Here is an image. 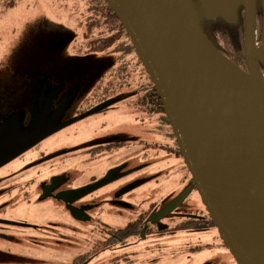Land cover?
Segmentation results:
<instances>
[{"label":"rangeland","instance_id":"1","mask_svg":"<svg viewBox=\"0 0 264 264\" xmlns=\"http://www.w3.org/2000/svg\"><path fill=\"white\" fill-rule=\"evenodd\" d=\"M88 1L17 0L11 8L0 7V151L24 149L8 168H0V205L8 204L0 214L6 209L19 210L36 221L64 218L54 199L34 200L40 180L59 176L55 174L65 169L77 186L91 173L100 174L120 161L130 163L136 155L143 162L145 150L147 160L152 161L144 170L152 173L151 186L164 193L180 185V159L169 156L163 147L147 148L140 140L147 136L142 130L143 109L135 103L129 85L120 81L127 77L126 58L117 52L88 49L83 35ZM103 93L108 96L107 112L89 110L91 98ZM103 135L122 136L124 141L108 156L89 158V144ZM19 188L33 191L26 196ZM193 200L201 205L195 193L185 203ZM118 220L105 213L102 217L108 224ZM90 232L62 230V238L84 237ZM215 232L202 235V241L213 243V251L191 249L199 235L187 231L143 242H149L150 253L160 256L163 264H200L229 253L214 244Z\"/></svg>","mask_w":264,"mask_h":264},{"label":"water","instance_id":"2","mask_svg":"<svg viewBox=\"0 0 264 264\" xmlns=\"http://www.w3.org/2000/svg\"><path fill=\"white\" fill-rule=\"evenodd\" d=\"M104 1L154 83L202 203L232 259L264 264V50L255 49V0H182L189 13L176 0ZM240 7L248 71L222 53L202 27L204 18L235 23ZM23 150L0 151V167ZM116 170L73 190L79 192L76 197L107 184ZM57 178L43 187L42 198L64 194L52 193ZM172 208L171 203L158 211L157 219Z\"/></svg>","mask_w":264,"mask_h":264},{"label":"flooded vegetation","instance_id":"3","mask_svg":"<svg viewBox=\"0 0 264 264\" xmlns=\"http://www.w3.org/2000/svg\"><path fill=\"white\" fill-rule=\"evenodd\" d=\"M13 2L14 0H0V7L11 8L17 0L14 4ZM94 2L95 0L87 2L88 11L84 15L83 35L86 37L85 42L90 51L106 53L92 47L93 41L100 42L99 45H102V39L94 37L92 32H90V37L85 34L86 23L90 21L88 18L95 10ZM255 3L256 45L264 50V0H255ZM243 13V8L240 7L238 19L233 23L237 33L241 28L243 29L242 46L244 45ZM242 51L241 55H232V60L247 70L244 49ZM110 52H117L119 56L126 58L123 65L127 77L120 81L129 85L131 94L136 95L135 103L143 109L144 114L141 113V119L145 124L142 130L147 136L140 140L146 143L144 146L147 148L149 145L160 146L168 150L169 156L180 159L182 168L179 178L180 185L164 193H161L159 188L151 186L152 173L144 171L152 162L147 160L148 150H145L142 156L143 162H139V157L136 155L130 162L131 164L125 161L115 163L111 167V169H117L111 174L112 180L101 187L90 190L81 197H76L79 192L73 190L102 180L111 169L100 174L91 173L87 181L77 186L72 184L70 172L64 169L55 174L59 176L56 180L57 186L52 190L54 194L62 192L64 194L60 197H44L52 198L59 204L61 210L57 209V211L63 214L64 218L56 217L36 221L22 216L19 210L6 212V209L0 214V264H163L165 261L156 253H150L152 247L149 242H143V239L162 235H169L167 237L169 239L178 231L193 232L199 235L198 242L192 244L191 249L213 251V243L202 241V235L214 230L216 231L212 235L215 240L214 244H218L217 247L223 248V251L227 249L204 204L201 202L199 205L196 200L185 203L193 193L198 197L200 195L184 162L176 136L150 76L145 69H142L129 45L120 46L119 49ZM262 66L264 67V62ZM107 99L108 96L105 93L93 96L89 102V110L94 109V111H105L103 113H106ZM108 136L103 135L89 144L87 148L89 158L103 157L124 141L121 139L124 138L122 136ZM126 139H131V137ZM31 161L32 159L26 165L28 166ZM10 162L0 168H8ZM9 171L7 169V172ZM51 176L39 181L40 189L39 191L36 189L38 195L34 200L44 199L41 196L43 187L50 184ZM19 189H22L26 196H30L33 191V189ZM185 192H188L186 196ZM38 197L40 199H37ZM180 197H183L182 201L175 206L174 202ZM12 202L18 205L17 200L13 199ZM171 203L173 208L165 216L157 219V212ZM7 206V203L1 204L0 212ZM105 207L109 208L105 210ZM104 213L115 216L119 220L115 224L103 222ZM62 230L75 231L76 234H83L87 230L91 232L84 237H66L68 240H63ZM95 230L96 233H94ZM216 256L200 264H236L228 252Z\"/></svg>","mask_w":264,"mask_h":264},{"label":"trees","instance_id":"4","mask_svg":"<svg viewBox=\"0 0 264 264\" xmlns=\"http://www.w3.org/2000/svg\"><path fill=\"white\" fill-rule=\"evenodd\" d=\"M15 2L16 0H14L12 4ZM94 8L95 10L88 18L90 21L86 23L87 31L85 34L90 37V32H92L94 37L100 38V40L102 39L103 43L99 45L100 42L93 41L92 47L108 53L112 50L119 49L120 46L129 45L139 60L142 69H145L137 56L129 35L113 9L104 0H95ZM202 27L205 33L208 32L209 35L207 33L206 35L212 40L216 47L231 59L232 55H241L243 53L242 28L237 33L233 23L221 17L214 20L204 18L202 20Z\"/></svg>","mask_w":264,"mask_h":264},{"label":"bare ground","instance_id":"5","mask_svg":"<svg viewBox=\"0 0 264 264\" xmlns=\"http://www.w3.org/2000/svg\"><path fill=\"white\" fill-rule=\"evenodd\" d=\"M176 2H177V4L180 6V8H181L182 10H184V11L187 12V13H189L187 7L185 6V4L183 3L182 0H176ZM255 49H256L257 52L261 50V49H260V46H258V47L255 48Z\"/></svg>","mask_w":264,"mask_h":264}]
</instances>
